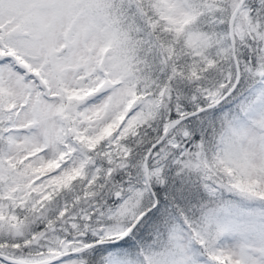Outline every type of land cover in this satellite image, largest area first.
<instances>
[{
	"label": "snow or ice",
	"instance_id": "6c2138e0",
	"mask_svg": "<svg viewBox=\"0 0 264 264\" xmlns=\"http://www.w3.org/2000/svg\"><path fill=\"white\" fill-rule=\"evenodd\" d=\"M0 264H264V0H0Z\"/></svg>",
	"mask_w": 264,
	"mask_h": 264
}]
</instances>
